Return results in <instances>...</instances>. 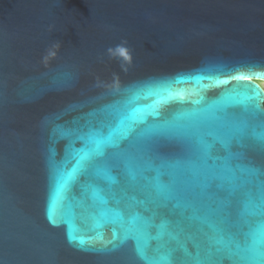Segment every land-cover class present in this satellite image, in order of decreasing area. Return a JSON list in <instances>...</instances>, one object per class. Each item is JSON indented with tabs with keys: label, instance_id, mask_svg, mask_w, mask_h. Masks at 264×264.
Segmentation results:
<instances>
[{
	"label": "water",
	"instance_id": "1",
	"mask_svg": "<svg viewBox=\"0 0 264 264\" xmlns=\"http://www.w3.org/2000/svg\"><path fill=\"white\" fill-rule=\"evenodd\" d=\"M253 64H264V0H0V264H145L136 241L124 239L118 225L93 219L85 177L52 207L57 224L49 221L48 150L54 147L59 161L69 143L57 138L52 144L53 129L108 123V106L126 99L129 89L160 80L171 81L186 101L204 97L200 105H165L163 115L205 107L226 92L248 93L249 86L259 90L256 103L264 113V76L251 74L264 69L250 72ZM240 74L249 78L231 79ZM209 75L229 82L196 79ZM227 111L240 116L243 109ZM233 151L245 154L235 163L264 169L258 151ZM213 152L224 154L218 144ZM113 175L122 180L119 170ZM109 207L128 219L126 203ZM68 235L86 243L78 246ZM194 235L179 237L193 254L201 239ZM147 243L151 254L161 241Z\"/></svg>",
	"mask_w": 264,
	"mask_h": 264
},
{
	"label": "snow or ice",
	"instance_id": "2",
	"mask_svg": "<svg viewBox=\"0 0 264 264\" xmlns=\"http://www.w3.org/2000/svg\"><path fill=\"white\" fill-rule=\"evenodd\" d=\"M248 67L251 72L264 69V64ZM251 74L264 76V71ZM248 78L231 76L233 80ZM196 79L212 80L215 86L229 82L210 75ZM249 87L248 93L226 92L205 107L163 115L165 105H200L204 97L186 101L182 92L173 91L171 81L147 82L108 106V123L94 125L89 120L84 125L76 122L74 128H54L51 143L57 138L69 143L62 160L56 159L54 147L48 150L49 221L57 224L52 207L71 184L85 177L82 191L93 201V219L118 225L124 239L136 241V252L145 264H264V169L235 163L245 154L233 151L236 146L264 155V113L256 103L259 90ZM149 98L150 103H138ZM236 107H242V114L230 115L227 109ZM76 141L81 142L80 148L74 147ZM217 144L223 155L214 154ZM116 170L122 180L113 175ZM110 202L126 203L128 219L109 207ZM156 217L161 218L159 224L153 222ZM170 226L174 231H169ZM151 228L157 230L155 236ZM181 234L192 240L194 234L201 237L194 244L195 254L179 239ZM165 235L169 241L163 240ZM68 239L78 246L86 243L75 235ZM150 239L161 241L151 254ZM170 241L176 246L171 247Z\"/></svg>",
	"mask_w": 264,
	"mask_h": 264
},
{
	"label": "bare ground",
	"instance_id": "3",
	"mask_svg": "<svg viewBox=\"0 0 264 264\" xmlns=\"http://www.w3.org/2000/svg\"><path fill=\"white\" fill-rule=\"evenodd\" d=\"M260 84H261L262 87L264 88V81H261Z\"/></svg>",
	"mask_w": 264,
	"mask_h": 264
}]
</instances>
